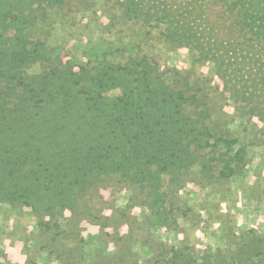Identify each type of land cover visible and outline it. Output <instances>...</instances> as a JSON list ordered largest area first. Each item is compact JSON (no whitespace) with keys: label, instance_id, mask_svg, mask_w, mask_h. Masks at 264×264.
<instances>
[{"label":"rangeland","instance_id":"obj_1","mask_svg":"<svg viewBox=\"0 0 264 264\" xmlns=\"http://www.w3.org/2000/svg\"><path fill=\"white\" fill-rule=\"evenodd\" d=\"M173 2L141 0L130 5L141 10L135 17L125 13V0L38 2L23 9L24 47L39 56L20 69L34 80L31 113L43 104L45 74L57 72L76 90L91 84L94 93L111 98L121 87L100 71L121 66L131 79L138 69L159 87L182 91L201 146L188 166L159 174L156 185L99 167L96 179L70 197V189L61 194L51 178L55 155L32 151V171L29 162L7 163L1 155L0 264H264V87L255 86V57L243 47L200 58L198 49L170 39L165 11ZM206 2L205 12L214 20L226 16L231 28L217 0ZM12 30L0 49L4 40L22 47ZM15 84L19 94L24 88ZM5 91L0 85L1 96ZM8 95L0 107L12 113L18 97Z\"/></svg>","mask_w":264,"mask_h":264},{"label":"trees","instance_id":"obj_2","mask_svg":"<svg viewBox=\"0 0 264 264\" xmlns=\"http://www.w3.org/2000/svg\"><path fill=\"white\" fill-rule=\"evenodd\" d=\"M63 1L0 0V39L3 41L7 32L14 29V40L22 45L4 40L0 49V85L9 90L5 94L18 97L12 113L0 107V156L7 163L13 158L17 164L29 162L27 168L32 171L31 166L37 165L36 160L31 161L32 151L45 158L55 155L57 162L52 166L51 178L60 193L70 189L68 197L74 189L95 180L99 167L134 181L148 184L152 180L156 185L159 174L177 173L188 166L194 150L201 146L197 120L183 110L186 98L182 91L159 87L147 72L142 75L134 69L136 75L129 79L131 70L125 72L124 67L102 69L100 73L108 78V83L121 87L120 94L111 98L94 93L91 84L84 86L86 90H76L68 79L50 72L39 82V90L45 96L43 104L30 112L27 102L33 98L29 91L34 80L23 78L20 69L39 56L24 47L26 38L19 27L26 20L22 11L32 3L59 5ZM174 1L165 11L171 17L165 22L170 39L198 49L200 58L222 57L224 52L244 47L258 66L255 86L260 90L264 87V0H217L231 17V28L226 16L214 20L205 12L206 0ZM140 2L125 0V13L141 16L140 8H130ZM142 14L146 21L154 17L147 10ZM138 62L144 66L145 60ZM15 83L24 88L19 94ZM83 92L87 93L85 97L81 96ZM30 113L33 115L26 117ZM47 127V133L42 132ZM32 174L35 173L29 172Z\"/></svg>","mask_w":264,"mask_h":264}]
</instances>
